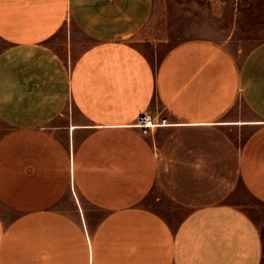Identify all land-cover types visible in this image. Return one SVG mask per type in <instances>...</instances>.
Segmentation results:
<instances>
[{"label": "crops", "instance_id": "0c3cea01", "mask_svg": "<svg viewBox=\"0 0 264 264\" xmlns=\"http://www.w3.org/2000/svg\"><path fill=\"white\" fill-rule=\"evenodd\" d=\"M153 8L0 0V264H264V41Z\"/></svg>", "mask_w": 264, "mask_h": 264}, {"label": "rangeland", "instance_id": "374dc122", "mask_svg": "<svg viewBox=\"0 0 264 264\" xmlns=\"http://www.w3.org/2000/svg\"><path fill=\"white\" fill-rule=\"evenodd\" d=\"M149 27L152 38L167 40V46L207 38L225 44L243 59L264 41V0H154ZM139 39L152 53L151 40Z\"/></svg>", "mask_w": 264, "mask_h": 264}, {"label": "built area", "instance_id": "2783aa9c", "mask_svg": "<svg viewBox=\"0 0 264 264\" xmlns=\"http://www.w3.org/2000/svg\"><path fill=\"white\" fill-rule=\"evenodd\" d=\"M163 122H157L147 114L139 116L136 126L141 128L144 132L151 130V128L163 124Z\"/></svg>", "mask_w": 264, "mask_h": 264}]
</instances>
